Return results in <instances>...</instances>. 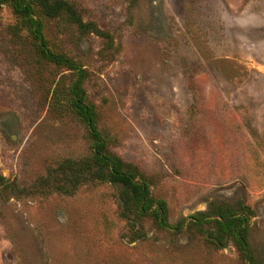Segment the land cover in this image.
I'll list each match as a JSON object with an SVG mask.
<instances>
[{
  "label": "rangeland",
  "instance_id": "rangeland-1",
  "mask_svg": "<svg viewBox=\"0 0 264 264\" xmlns=\"http://www.w3.org/2000/svg\"><path fill=\"white\" fill-rule=\"evenodd\" d=\"M49 1L0 0V264H264V0Z\"/></svg>",
  "mask_w": 264,
  "mask_h": 264
},
{
  "label": "trees",
  "instance_id": "trees-1",
  "mask_svg": "<svg viewBox=\"0 0 264 264\" xmlns=\"http://www.w3.org/2000/svg\"><path fill=\"white\" fill-rule=\"evenodd\" d=\"M32 1L39 4L42 7L44 13L47 15H51L54 10L60 11V12L63 11V13L68 14L70 16L74 14L71 8L69 7V5H67L66 3L60 2V1L55 2V4H51L49 0H32ZM81 26H82V29L91 30V28H87V26L83 24H81ZM95 32L100 33L96 29H95ZM48 57L51 60L56 61V62L57 60H59L51 55H48ZM80 101L81 100H78L77 102V108L80 110L82 117L87 122V125L89 126V128L94 132L90 110L86 106L80 105L81 103ZM95 162L97 165L96 172H92V173L89 172L90 164L88 163H83L81 167L80 166L78 167L74 163H71V162H68V164L66 165L61 164L60 171L64 175H66L67 178L69 177L67 183L70 184L72 188L76 187V184L82 181V179H86V176H89V178L91 179H97L100 181H110V182L121 183L126 188H130V193H131V195L123 194L124 196L122 197V204L124 208L131 209L132 205H137V208L141 207L140 204L146 193V190L143 185L135 183L129 174L123 172L120 169V167H118L116 161L111 160L108 162V160H105L103 157L96 156L94 163ZM0 180H2L1 177H0ZM64 186L65 185L63 186L60 185V186H57L55 189H57L58 191H62L64 190ZM130 198L133 199L132 205L129 204ZM230 221L231 220L227 218L226 221L222 223V226H224V228H227ZM219 233L220 234L222 233L221 229H219Z\"/></svg>",
  "mask_w": 264,
  "mask_h": 264
}]
</instances>
